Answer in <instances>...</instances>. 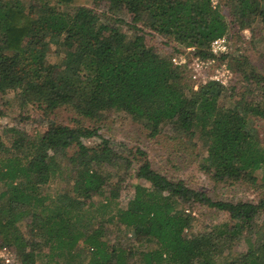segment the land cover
Masks as SVG:
<instances>
[{
	"label": "trees",
	"instance_id": "trees-1",
	"mask_svg": "<svg viewBox=\"0 0 264 264\" xmlns=\"http://www.w3.org/2000/svg\"><path fill=\"white\" fill-rule=\"evenodd\" d=\"M90 1L105 9L80 0H0V93L21 89L45 111L65 107L93 122L123 112L150 137L197 136L205 149L199 168L213 181L264 186V130L261 137L252 125L264 128V77H247L238 68L245 56L232 51L245 28L264 30V0ZM222 35L229 49L216 59L243 82L194 88L186 64L171 56L210 57V42ZM238 88L240 99H231ZM6 134L0 246H12L21 264H264V194L216 200L139 155L142 182L131 183L120 204L136 155L118 153L97 127L51 123L41 135L16 127ZM56 178L67 184L51 195L43 189ZM198 206L226 215L189 235ZM238 244L244 250L228 256Z\"/></svg>",
	"mask_w": 264,
	"mask_h": 264
},
{
	"label": "rangeland",
	"instance_id": "rangeland-1",
	"mask_svg": "<svg viewBox=\"0 0 264 264\" xmlns=\"http://www.w3.org/2000/svg\"><path fill=\"white\" fill-rule=\"evenodd\" d=\"M217 1L212 0V3L214 4ZM80 2L94 7L99 12L105 9L104 5L98 4L95 6L90 0H80ZM224 11L227 14V18H229L228 8L224 7ZM120 15L127 22H131V15L128 12L125 11ZM126 28V25L123 26V29ZM244 30L238 42L239 48L237 46L235 48L234 46L236 50L234 48L232 50L233 54H241L246 58L245 65H239L238 68L246 71L247 77H264V56L261 54L264 46V30L262 25L254 23L252 27L245 28ZM129 32L133 35L136 31L129 29ZM137 33L141 34V31H137ZM230 70L232 76L228 82L237 83V86L240 87L243 82L241 72L236 70L235 67H230ZM239 89L236 90L235 95L231 99H240L241 91ZM245 96L247 97L248 94ZM51 123L97 127L98 133L108 138L118 153L122 155L128 153L130 157L134 154L136 155L135 160H133L132 174L122 182V188L118 196L120 204H124L132 195L133 190L130 184L142 182L137 177V172L135 171L136 167L140 164L138 162L139 155L142 158L148 159L154 169L175 179H182L191 187L203 188L211 198L216 200L257 201L259 196L264 194V186L251 185L246 181H236L233 183L213 181L209 178L198 165L199 157L205 154V149L197 136L192 139H175L170 133L161 132L158 135L150 137L139 122L132 120L123 112H108L106 117L98 122H93L86 118L75 116L65 107H60L50 112L45 111L36 103L28 101L21 89L0 93V136L4 141H9L6 134L8 127H16L28 135H41ZM252 125L256 127L259 135L263 137L264 128L261 122L254 120ZM89 142H92V140ZM66 184L64 178H56L44 186L43 190L52 195L55 191L64 189ZM193 214L194 218L190 226L185 230L189 235L203 231L209 225L221 221L226 215L223 211H216L205 206H198ZM259 220L260 222L264 221V217L262 216ZM23 232L27 234L26 231L23 230ZM109 235L113 239L114 232H109ZM121 240L123 241L122 238ZM6 248L10 261L6 262L0 256V264H21L20 257L16 254L14 248L12 246H6ZM1 249L2 247L0 246ZM243 250L244 246L238 244L228 253V256L235 257L237 253ZM134 258L135 256L131 259L133 260ZM50 264H53V262ZM61 264L69 263L61 260Z\"/></svg>",
	"mask_w": 264,
	"mask_h": 264
},
{
	"label": "built area",
	"instance_id": "built-area-1",
	"mask_svg": "<svg viewBox=\"0 0 264 264\" xmlns=\"http://www.w3.org/2000/svg\"><path fill=\"white\" fill-rule=\"evenodd\" d=\"M228 49V38L227 36L222 35L214 38L210 42L208 49L211 53L210 57L203 59L194 56L187 59L184 54H175L171 56V61L176 65L186 64L187 68L190 70L191 78L194 80V88H196L199 83H204L207 80H215L223 85H226L232 76L231 70L225 62L217 61L216 56L220 53L227 52ZM6 252L7 248L2 247L0 250V256L3 260L9 262L10 259Z\"/></svg>",
	"mask_w": 264,
	"mask_h": 264
}]
</instances>
